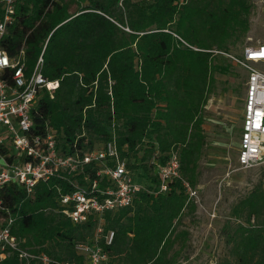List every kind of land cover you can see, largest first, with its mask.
<instances>
[{
  "label": "trees",
  "instance_id": "16d2710c",
  "mask_svg": "<svg viewBox=\"0 0 264 264\" xmlns=\"http://www.w3.org/2000/svg\"><path fill=\"white\" fill-rule=\"evenodd\" d=\"M14 21L1 39L10 57L25 52L29 75L43 54V76L59 81L32 111L33 133H58L64 153L84 154L114 141L134 178L145 186L132 205L74 224L61 212L69 179L54 176L32 193L10 183L0 189L1 221L30 252L85 264L78 243L95 242L102 264H175L170 251L184 232L177 224L194 209L183 182L158 192L157 165L177 152L183 178L195 188L206 135L204 107L216 61L233 36L249 30L246 0H15ZM3 13L0 3V15ZM227 62V61H226ZM90 177L93 171L87 169ZM82 177H78L81 181ZM190 199V200H189ZM224 227L231 259L220 264H264V188L258 184ZM114 232L111 244L106 237ZM187 234V232H186ZM0 264H24L10 254Z\"/></svg>",
  "mask_w": 264,
  "mask_h": 264
},
{
  "label": "built area",
  "instance_id": "2783aa9c",
  "mask_svg": "<svg viewBox=\"0 0 264 264\" xmlns=\"http://www.w3.org/2000/svg\"><path fill=\"white\" fill-rule=\"evenodd\" d=\"M0 3L1 44L8 25L14 21L15 0H0ZM43 54L44 50L28 75L24 49L12 58L0 46V189L17 183L30 194L39 182L54 176L76 177L69 179L70 191L59 190L61 212L74 224L97 220V239L102 232L104 215L131 206L145 186L135 180L114 141L84 154H68L59 148L55 130L33 133L32 111L39 97L46 91L53 98L59 87V81H49L43 76ZM225 55L247 73L238 162L242 168H249L264 162V42L247 45L240 58ZM89 167L92 177L87 171ZM157 174L159 193L166 192L170 182L180 180L189 197L195 196L192 186L182 176L177 152H172L165 164L157 165ZM12 225V217L6 222L0 218V260L15 254L24 264H72L45 253L30 252L12 233ZM113 236L114 232H109L108 244ZM75 250L84 257L85 264H102L108 260L107 252L96 242L78 243Z\"/></svg>",
  "mask_w": 264,
  "mask_h": 264
},
{
  "label": "rangeland",
  "instance_id": "374dc122",
  "mask_svg": "<svg viewBox=\"0 0 264 264\" xmlns=\"http://www.w3.org/2000/svg\"><path fill=\"white\" fill-rule=\"evenodd\" d=\"M246 1L249 30L228 42L227 54L237 58L247 45L264 42V0ZM216 62L228 72L215 74L216 85L204 107L206 144L198 184L192 187L195 196L189 197L194 209L186 208L178 221L176 233H184L170 251L175 264H220L231 259L224 227L234 220V206L256 185L264 184V162L249 168L238 162L247 73L227 55Z\"/></svg>",
  "mask_w": 264,
  "mask_h": 264
}]
</instances>
